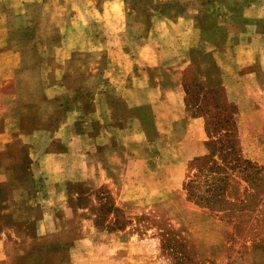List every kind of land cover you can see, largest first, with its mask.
<instances>
[{
  "label": "rangeland",
  "instance_id": "374dc122",
  "mask_svg": "<svg viewBox=\"0 0 264 264\" xmlns=\"http://www.w3.org/2000/svg\"><path fill=\"white\" fill-rule=\"evenodd\" d=\"M172 1L0 0V264H264V0ZM186 81L263 169L228 170L237 227L187 197Z\"/></svg>",
  "mask_w": 264,
  "mask_h": 264
},
{
  "label": "trees",
  "instance_id": "16d2710c",
  "mask_svg": "<svg viewBox=\"0 0 264 264\" xmlns=\"http://www.w3.org/2000/svg\"><path fill=\"white\" fill-rule=\"evenodd\" d=\"M185 91L186 106L194 109L192 115L205 118L208 138L207 153L195 158L191 164L194 171L184 184L187 197L213 212L227 210V216L237 227L238 216H230L232 210L226 208L233 204L226 198L228 170L238 171L250 184H257L263 169L243 156L236 114L227 112L228 107L219 102L218 90L186 81ZM246 193L249 196L250 191L246 190Z\"/></svg>",
  "mask_w": 264,
  "mask_h": 264
},
{
  "label": "crops",
  "instance_id": "0c3cea01",
  "mask_svg": "<svg viewBox=\"0 0 264 264\" xmlns=\"http://www.w3.org/2000/svg\"><path fill=\"white\" fill-rule=\"evenodd\" d=\"M159 2H173L172 0H158ZM176 2H184L183 0H176ZM190 3H194V2H190ZM191 5V4H190ZM207 5H209V4H205L204 5V7L205 6H207ZM196 7H199L198 5L197 6H193V8H196ZM185 8H189V6H187V7H185ZM209 10H207V9H202V10H199L198 8L197 9H195L192 13L194 14L193 16H192V18L193 19H195V18H199V17H202V16H204V14H206V12H208ZM198 15V16H197ZM182 17H186V12L184 13V15H182ZM163 19H168V17H163ZM196 21H197V19H196ZM53 86H56V85H53ZM52 87V86H51ZM106 116V115H105ZM106 120H108L107 119V117H106V119H103V118H96V119H94V122L95 123H98V125L100 126V124H102V125H105V124H107V122L108 121H106ZM89 124H91V121H90V119L88 120V125ZM96 138H98L97 136H96ZM115 141H116V143H113V145L112 144H109L110 142H108V143H104L103 145L105 146L103 149H97L96 151H98V152H100V153H102L101 154V156L103 155H105V153L108 151V152H111V153H115V154H117V152L121 149V147L124 145V144H122L121 142H120V140H117V139H115ZM118 150V151H117ZM105 158V157H104ZM106 162V161H105ZM105 173H106V177H107V179L109 180H112V184L115 186V184H117L116 183V181H115V179L108 173V172H106L105 171ZM118 204H119V202H118ZM54 222V221H53Z\"/></svg>",
  "mask_w": 264,
  "mask_h": 264
}]
</instances>
